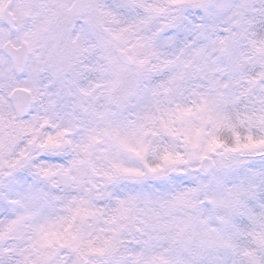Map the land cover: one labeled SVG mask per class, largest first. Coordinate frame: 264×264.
<instances>
[{"label": "snow or ice", "instance_id": "6c2138e0", "mask_svg": "<svg viewBox=\"0 0 264 264\" xmlns=\"http://www.w3.org/2000/svg\"><path fill=\"white\" fill-rule=\"evenodd\" d=\"M67 7L74 62L0 83V264H172L177 244L188 257L175 264H264V167L248 159L264 158V0ZM61 77L63 96L52 91ZM150 135L171 140L153 155ZM196 162L205 171L248 165L249 183L213 173L218 190L195 202L204 217L181 221L168 247L153 242L151 218L136 215L137 196L101 203L109 184ZM177 202L188 203H167ZM135 232L148 239L128 240Z\"/></svg>", "mask_w": 264, "mask_h": 264}, {"label": "rangeland", "instance_id": "374dc122", "mask_svg": "<svg viewBox=\"0 0 264 264\" xmlns=\"http://www.w3.org/2000/svg\"><path fill=\"white\" fill-rule=\"evenodd\" d=\"M11 0H0V83L6 84L8 78L15 73L12 62L6 57L2 51L3 45L11 40L15 46H19L21 42H26L32 52L30 63L26 73H34L41 68H47L48 73L56 70L59 71L66 64L73 63L75 58V45L71 44L68 36L71 31L72 12L67 7L69 0H15L12 13L16 19L17 31L10 33L3 22V11L8 2ZM11 34V38L9 37ZM79 70V65L75 66ZM47 75V73H41ZM54 92H60L63 96L67 92L63 88L62 77L55 80ZM97 106L104 103L101 99L97 101ZM0 106L7 107L6 101L0 99ZM128 111H137V109H129L125 112L118 113L112 119L114 121H122L128 118ZM133 119L135 117H132ZM146 139L152 141L156 147L155 152H159L167 145L171 138L166 135H150ZM179 144V142H176ZM179 151H185L184 147H179ZM256 159L250 161L259 170L264 167V160H260L259 156H253ZM251 157V158H253ZM151 158V157H150ZM250 158V157H249ZM104 161L97 160V166ZM185 173L183 177H173L170 174L160 179L154 178L151 174L143 178L139 183L122 180L107 185V190L113 193L112 197H105L101 203L107 209L110 203H115V197L119 195L121 198L128 194L135 195L141 201L139 207L141 211L136 213L143 219H150L155 226L152 235L155 237L154 243L168 247L174 233H178L183 227L181 221H187L189 217H204V213L200 211L202 206L195 203L199 199H205L206 195H210L213 189L218 190L219 181L213 179V173L220 177L226 184H248L249 179L245 169L248 165H233L230 168L216 170L206 175L199 170V162L196 167L181 166ZM95 181H102V175L92 177ZM256 178L254 177L253 180ZM181 197L188 203H167L173 201L174 198ZM195 204V206H193ZM139 224V221H137ZM135 236L138 240H146L147 236L135 232L129 235L128 240ZM187 244L191 246L196 241ZM172 264L178 259L188 257V252L184 247L177 244L172 247L169 253Z\"/></svg>", "mask_w": 264, "mask_h": 264}, {"label": "water", "instance_id": "95a60500", "mask_svg": "<svg viewBox=\"0 0 264 264\" xmlns=\"http://www.w3.org/2000/svg\"><path fill=\"white\" fill-rule=\"evenodd\" d=\"M12 6V2H10L6 9H5V14H4V21L6 25L9 26L12 32L15 31V19L10 11ZM4 52L11 58L14 69L16 72L23 70L25 71L27 64H28V59H29V51L27 48L26 44H22V46L18 49L14 48V46L9 42L5 45L4 47ZM19 96V94H17ZM18 102H23V98L21 97ZM215 167L208 169L205 171L203 168H201L202 171L206 173H210L213 171ZM180 173L177 172H172V175L178 176Z\"/></svg>", "mask_w": 264, "mask_h": 264}, {"label": "trees", "instance_id": "16d2710c", "mask_svg": "<svg viewBox=\"0 0 264 264\" xmlns=\"http://www.w3.org/2000/svg\"><path fill=\"white\" fill-rule=\"evenodd\" d=\"M196 239H197L196 237H193V238H192V240H196ZM189 241H191V240H189Z\"/></svg>", "mask_w": 264, "mask_h": 264}]
</instances>
